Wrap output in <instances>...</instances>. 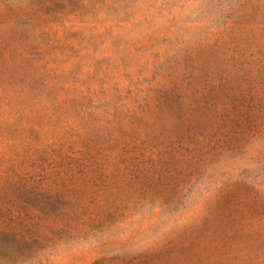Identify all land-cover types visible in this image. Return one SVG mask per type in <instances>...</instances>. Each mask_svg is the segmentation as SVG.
I'll list each match as a JSON object with an SVG mask.
<instances>
[{"label":"rangeland","instance_id":"rangeland-1","mask_svg":"<svg viewBox=\"0 0 264 264\" xmlns=\"http://www.w3.org/2000/svg\"><path fill=\"white\" fill-rule=\"evenodd\" d=\"M0 264H264V0H0Z\"/></svg>","mask_w":264,"mask_h":264}]
</instances>
